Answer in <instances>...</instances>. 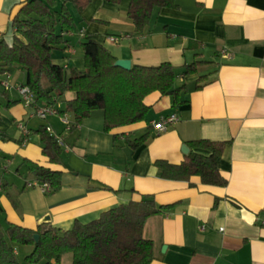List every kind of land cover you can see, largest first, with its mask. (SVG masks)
<instances>
[{
  "label": "crops",
  "instance_id": "crops-1",
  "mask_svg": "<svg viewBox=\"0 0 264 264\" xmlns=\"http://www.w3.org/2000/svg\"><path fill=\"white\" fill-rule=\"evenodd\" d=\"M28 1L0 0V40L13 43V18ZM129 6L130 0H93L81 13L70 8L76 30L63 33L67 43L53 51L54 62L68 74L84 71L83 42L88 39L104 44L118 59H130L132 66L171 62L177 69L204 61L196 74L180 73L176 81L189 88L184 102L176 107L172 96L153 92L145 99L150 106L145 120L106 132L102 109L81 123L70 112L60 113L75 92L57 99L60 114L41 119L15 87L25 84V72L13 68L0 74L4 228L16 223L37 229L49 215L47 224L68 230L76 221L90 222L150 194L163 206L143 228L154 242L151 264H264V0H176L174 7L155 9L144 32L136 31ZM5 79L12 88L2 84ZM172 113L179 117L175 124L161 133L154 129V121ZM18 122L30 131L24 144ZM48 126L65 143L61 163H51L42 152L37 132ZM146 133L150 137L134 148L130 141ZM201 138L226 142L218 162L226 186L206 185L199 176L164 178L156 160L179 164L191 151L188 142ZM25 158L61 170L62 188L47 193L30 186L37 179L28 173ZM27 247L30 253L33 247Z\"/></svg>",
  "mask_w": 264,
  "mask_h": 264
},
{
  "label": "trees",
  "instance_id": "trees-1",
  "mask_svg": "<svg viewBox=\"0 0 264 264\" xmlns=\"http://www.w3.org/2000/svg\"><path fill=\"white\" fill-rule=\"evenodd\" d=\"M29 0L13 18L16 30L13 43L0 40V74L21 69L37 103L55 106L57 99L67 91L75 92L74 99L66 102L61 114L70 112L76 123H81L96 109L104 111V129H114L138 123L147 118L150 106L146 97L153 92L173 97L174 106H180L182 94L188 92L187 84L176 85L180 77L171 62L147 66L135 64L130 70L116 66L118 58L95 39L83 42L85 70L68 74L66 68L55 63L53 51L65 45L63 33L76 30V21L68 6L73 4L83 12L93 0ZM119 3L121 0H107ZM176 0H130L128 15L137 32L150 26L157 8L174 7ZM204 61L196 60L186 65L183 76L196 74ZM204 76L198 78L197 88ZM1 118V117H0ZM42 152L51 163H61L62 147L47 128L41 127ZM149 133L130 141L139 148ZM4 132L0 129V141ZM191 151L179 164L164 159L156 160L163 177L189 181L199 176L206 185L226 186L227 179L219 169L226 142L196 139L188 142ZM200 149L209 154L196 151ZM1 152V150H0ZM28 173L41 182L48 183L52 192L63 185V172L43 166L25 158ZM153 195H143L141 201L132 200L108 209L87 223L76 221L71 229L42 224L37 229L16 223L7 224L0 218V264H22L17 247L32 246L26 255L28 264H53L61 262L64 255L72 254V264H151L154 261V242L143 235L145 221L160 213ZM36 234L39 239H36Z\"/></svg>",
  "mask_w": 264,
  "mask_h": 264
},
{
  "label": "built area",
  "instance_id": "built-area-1",
  "mask_svg": "<svg viewBox=\"0 0 264 264\" xmlns=\"http://www.w3.org/2000/svg\"><path fill=\"white\" fill-rule=\"evenodd\" d=\"M110 40L115 41L118 40L117 37H110ZM223 54H225L226 56H228L227 51L223 50L222 52ZM2 84L6 87V88H12L13 85L11 84L9 79H5ZM16 89L20 92V94L22 95V99L23 102L27 105V106H35V115L40 117L41 119H46L49 115L52 114H60L59 110L55 107V106H49V105H42L40 106L35 99V96L31 90V88L26 85V84H19L17 86H15ZM179 117L177 113H172L169 116L161 119L160 121H154L153 122V127L154 129H156L158 132H165L169 129L170 126H172L173 124H175L178 121ZM63 120L67 125L68 129H71L72 125L70 123V121L68 120L67 116H63ZM18 127L20 129V131L22 132V143H26L29 141V137H30V131L29 129L25 126V124L23 122H18ZM48 132L54 136L59 145L63 146L65 145L63 139L54 133L53 128L48 126L46 127ZM30 186H38L40 187L44 192L50 193L51 187L48 183L45 182H41L39 180H36L34 182H29ZM204 229V226L202 227ZM17 253V250H16Z\"/></svg>",
  "mask_w": 264,
  "mask_h": 264
},
{
  "label": "rangeland",
  "instance_id": "rangeland-1",
  "mask_svg": "<svg viewBox=\"0 0 264 264\" xmlns=\"http://www.w3.org/2000/svg\"><path fill=\"white\" fill-rule=\"evenodd\" d=\"M62 5H63L62 1L58 0V5L55 7H56V9L61 10ZM68 6H69V8H71L72 11H74V13H77V10L73 6V4L69 3ZM184 70H185V68H177L178 73H182ZM13 75H16V69L13 70L12 76ZM4 101H5V99H4L3 95H0V103H3ZM4 224H5V222H4ZM17 251H18V254H17L18 259L22 262H25V257L29 253L28 247L20 245L17 247ZM53 264H72V254L71 253L65 254L61 262H54Z\"/></svg>",
  "mask_w": 264,
  "mask_h": 264
},
{
  "label": "water",
  "instance_id": "water-1",
  "mask_svg": "<svg viewBox=\"0 0 264 264\" xmlns=\"http://www.w3.org/2000/svg\"><path fill=\"white\" fill-rule=\"evenodd\" d=\"M116 66L124 68L126 70H130L132 68V61L130 59H118L116 62ZM185 153L189 152V148L187 146H184L183 148ZM41 223L47 224L50 223V216H46ZM36 239H39V235L36 234Z\"/></svg>",
  "mask_w": 264,
  "mask_h": 264
}]
</instances>
